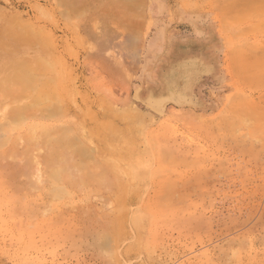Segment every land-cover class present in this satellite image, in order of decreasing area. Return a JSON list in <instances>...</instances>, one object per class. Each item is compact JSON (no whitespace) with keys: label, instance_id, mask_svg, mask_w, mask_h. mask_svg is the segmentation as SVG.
<instances>
[{"label":"rangeland","instance_id":"obj_1","mask_svg":"<svg viewBox=\"0 0 264 264\" xmlns=\"http://www.w3.org/2000/svg\"><path fill=\"white\" fill-rule=\"evenodd\" d=\"M104 3L65 19L55 0H0V19L43 29L54 48L0 47V264H264V79L252 68L264 62V33H253L264 30V10L247 9V22L240 15L232 26L230 0H144L133 49L117 23L103 22ZM91 18L107 25L95 20L87 34ZM230 51L240 57L235 75ZM241 51L252 67L241 66ZM39 56L52 62L41 75L51 83L29 91L52 96L12 123L34 95L11 98L2 85L19 82L20 66ZM241 68L255 73L253 84ZM164 90L171 96L161 98ZM43 122L49 137L32 130ZM61 129L69 139L52 136Z\"/></svg>","mask_w":264,"mask_h":264},{"label":"bare ground","instance_id":"obj_2","mask_svg":"<svg viewBox=\"0 0 264 264\" xmlns=\"http://www.w3.org/2000/svg\"><path fill=\"white\" fill-rule=\"evenodd\" d=\"M55 1H57V5L59 6V7H62V8H65L66 10L65 11H67V12H65L64 13V16L63 15H61V16H63L62 18H64L67 14H73V15H75V16H84V12L87 14V13H89L90 11H92V10H94V9H96L97 7H98V10H99V8H101L102 6V1L103 0H55ZM106 3H104V4H108V6L107 5H105L106 7H107V10H108V12H106V14H105V8L106 7H104V9H103V11H101V12H104V16L101 14V16H103V20H99V21H103V22H109V24H110V21H111V24L113 23V24H115V23H117L116 24V26L117 25H119V27H120V32L122 33V31H123V33H128L127 35H129V37H128V40H126V42H125V47H131V48H133V49H137V48H139V46L141 45V42H142V38H143V34H141L142 32H141V25H142V21H144V20H142L141 21V19H145L144 17H143V15H142V12H141V8H145V7H143V4H144V0H104ZM228 1V0H227ZM101 2V3H100ZM100 3V4H99ZM145 3H146V1H145ZM230 8H229V10H231V15L233 14V16H232V18L231 19H229V20H227L226 19V22H228V21H230V22H228V24L229 23H231L230 25H232L233 26V23H234V21H236V20H238L237 18H239V16L241 15V17H242V19H243V21H240V20H242L241 18H240V20H239V22L241 23V22H244V20H246V22H247V19L245 18V16H243V13H245L244 15H246V10L247 9H253V8H261L260 10L261 11H263L264 9V0H230ZM146 4H144V6H145ZM100 6V7H99ZM41 8V7H40ZM4 10V9H3ZM41 10V9H40ZM248 10V13L247 14H249L250 13V11ZM259 10V9H258ZM61 11V10H60ZM95 11V10H94ZM0 12H1V10H0ZM40 12H42V10L41 11H39V13ZM59 12V11H58ZM62 12V11H61ZM61 12H59V14H61ZM141 14H140V13ZM228 12V11H227ZM45 13H47V12H45ZM96 13V12H95ZM137 13V14H136ZM138 13L140 14L139 16H138ZM264 13V12H263ZM44 14V12L43 13H41V15H43ZM52 14V13H51ZM83 14V15H82ZM143 14H145L144 12H143ZM237 14V15H236ZM259 14H260V11H259ZM88 15V14H87ZM95 15V14H94ZM98 15H99V13H98ZM250 16H251V14H249ZM249 15H248V17H249ZM2 15H0V17H1ZM67 16H69V15H67ZM67 16L65 17V19L67 18ZM80 16V17H81ZM262 16V15H261ZM3 18H4V16H2ZM42 17V16H41ZM45 18H46V16H44ZM49 17V16H48ZM99 17H100V15H99ZM135 17H138V19L137 18H135ZM143 17V18H142ZM253 15H252V17H249L248 19H253ZM40 18V17H39ZM45 18H44V20H45ZM245 18V19H244ZM50 19V18H49ZM70 19V18H69ZM100 19H101V17H100ZM134 19V20H133ZM251 19V20H252ZM96 19L95 18H91L89 21H87V24H84L83 26H82V29H84L85 30V32L87 33V34H89L90 33V31L93 29V27H94V24L96 23V21H95ZM254 20L256 21V19L254 18ZM23 21V20H22ZM95 21V22H94ZM260 21V20H259ZM91 22V23H90ZM102 22V24L100 23V22H98L97 21V24H99L100 26H103V24H106V23H103ZM115 22V23H114ZM258 22V21H257ZM261 22V21H260ZM259 22V23H260ZM21 23V20H19V17H14L13 16V18H11V17H9V19H0V47L1 48H4V51H5V48H7V49H10V50H15V49H18L19 48V46L20 45H23V44H25V46H31L33 43L35 44H33L34 46H36V47H38V48H36V49H42V48H44V49H50V48H53V45H52V43L50 42V40L48 39V37H45V36H47V35H43V33H42V31H43V29H40V33H37V34H35L34 32L31 34V32H29L30 30H28L27 28L25 29V30H23L22 28H23V26L25 25V27L27 26L26 24L28 23H26V24H24V23H22V24H20ZM90 23V24H89ZM92 23H94V24H92ZM24 24V25H23ZM89 24V25H88ZM108 24V25H109ZM224 24V23H223ZM253 24V23H252ZM261 24V23H260ZM23 25V26H22ZM92 25H93V27H92ZM107 25V24H106ZM143 25H145V24H143ZM235 25V24H234ZM250 25V24H249ZM256 25V24H255ZM30 26H31V28H30ZM226 26V25H225ZM236 26V25H235ZM259 27H261V25H258ZM258 26H257V28H258ZM21 27V28H20ZM89 27H92V29L89 31ZM107 27V26H106ZM106 27H101V30H103L104 28V30H106V29H109L108 27L106 28ZM122 27H123V30H122ZM145 27V26H144ZM254 25L253 26H251V28H249L248 30H254ZM29 29H32V25L30 24L29 25V27H28ZM34 28V27H33ZM103 28V29H102ZM248 28V27H247ZM256 28V27H255ZM262 28V27H261ZM35 29V28H34ZM45 29V28H44ZM126 29H127V32H124V30L126 31ZM227 29H228V26H227ZM263 29V28H262ZM33 30V29H32ZM103 30V31H104ZM247 29H246V31H248ZM28 31V32H27ZM35 31V30H34ZM39 31V30H38ZM45 31V30H44ZM102 31V32H103ZM243 31H245L244 29H243ZM245 31V32H246ZM258 31H261L262 33H264V30L262 31V30H260V29H255V31L253 32V33H255V32H257V33H259V34H261V32H258ZM27 32V33H26ZM36 32V31H35ZM46 32V31H45ZM101 32V33H102ZM100 33V34H101ZM105 33H107L106 31H105ZM248 33L249 34H247V32H246V34L244 33L243 35H250V33L251 32H249L248 31ZM43 35L44 37H45V39H43V38H41L40 36L41 35ZM107 35H109V32L106 34V35H103L102 34V36L104 37H106ZM40 37V38H39ZM104 37V38H105ZM243 37H245V36H243ZM107 38H108V36H107ZM106 39V38H105ZM14 42L13 44L11 43V42ZM41 41L45 44V47H43L42 45H41ZM128 41V42H127ZM31 43V44H30ZM128 43V44H127ZM213 43V42H212ZM26 44H28V45H26ZM30 44V45H29ZM115 44V43H114ZM262 44V43H261ZM31 46L30 48L31 49H33L32 47H34V46ZM57 45V44H56ZM124 44H122V47H124L123 46ZM180 45V44H179ZM209 45V44H208ZM211 45H214V44H211ZM255 45H257V44H255ZM7 46V47H6ZM11 47V48H9V47ZM120 46V45H119ZM247 46V45H246ZM18 47V48H17ZM54 47H55V45H54ZM118 47V46H117ZM121 47V46H120ZM248 48H249V46H247ZM252 47V46H251ZM257 47H262L261 45L260 46H254V49H257ZM264 47V46H263ZM15 48V49H14ZM22 48V47H21ZM35 48V47H34ZM126 48V49H127ZM208 48V47H207ZM206 48V49H207ZM217 48V47H216ZM54 49V48H53ZM209 49V48H208ZM237 49V48H236ZM253 49V50H254ZM259 49H262V48H258V50ZM10 50H6V51H10ZM12 50V51H13ZM3 51V50H2ZM28 51V50H27ZM30 51H33V50H30ZM127 51L128 52H130V53H133V50H130V49H127ZM132 51V52H131ZM260 51V53L262 52V50H259ZM234 52H236V51H234ZM234 52H232V51H230V53H229V56H228V59H227V61H228V65L231 67V71H233V73L234 72H236L237 70H235V67L237 68V69H239L240 68V65H238V63L236 64L235 62H237L236 60H235V62L233 61V57L234 56H236V59H237V57H238V54H236L235 55V53ZM241 52H243V53H241V54H243L245 57H243V55H241L239 52V54H240V56H241V59L240 60H242V59H246V61L244 62V60H242V61H240V64H241V66L243 65V68L244 67H246V69H247V66H251V65H249V63L251 64V63H253V61L252 62H247V60H249L251 57H249V56H247V52H245V54H244V51H241ZM264 52V51H263ZM29 53V52H28ZM150 53V52H149ZM259 53V54H260ZM49 54V53H48ZM60 54V53H59ZM262 54V53H261ZM130 55H133V54H130ZM264 55V54H263ZM255 57H256V55H254ZM40 57V59H38V57H37V60L35 59V61L34 60H32V62H31V64H29V62L31 61V59H27L26 61L27 62H25V63H23L22 62V60L23 61H25V58H22V60L20 59L19 60V62L22 64L20 67H21V69H18L17 71H18V81L19 82H17L16 80H12L13 81V83H12V85H11V87L10 88H7V87H5L4 85H2V88H3V90H5V92L7 91V89H8V93L10 92V94H9V96H11V98H13V95H14V93H15V95H17V97L18 96H22L23 94H19V93H21L22 91L24 92V90L25 89H27L28 91L29 90H31V88L30 87H34V86H36V85H44L43 84V82H50L51 83V80H50V78H43V77H41V75H43V73L44 74H48V73H50V68L52 67V62L50 61L49 62V65H48V61H45V60H43V58H41V56H39ZM240 57H238V59H239ZM260 58V57H259ZM262 58H264V56L262 57ZM18 60V59H17ZM255 60L257 61V62H255ZM254 60V64H256L254 67H252L253 68V70H255L254 72L256 73V76L254 75L255 73L253 72V71H251V68H249V70L251 71V74H250V72H249V74L247 75V73L245 72V71H247L246 69H243V68H241V71L243 72V74H245V76H249V82H253V76H255L254 77V80H255V78L257 77V78H260L261 80H255L256 82L257 81H263L262 79H264V62L262 61V60H260V61H262V62H260L259 60H258V58L257 59H255ZM34 61V62H33ZM251 61V60H250ZM17 62V61H16ZM36 62V63H35ZM37 62H38V64H37ZM176 62V61H175ZM246 62H247V64L248 65H245L246 64ZM10 63V62H9ZM32 63H35V65H34V67H32L33 65H32ZM47 63V64H46ZM50 63H51V65H50ZM153 63V62H152ZM171 63V62H170ZM234 63L236 64V65H234ZM10 64H12V63H10ZM16 64H18V62L16 63ZM2 65H3V63H2ZM29 65H31V67H32V69H31V67H29ZM184 65V64H183ZM237 65H238V67H237ZM38 66V67H37ZM191 66V65H190ZM235 66V67H234ZM180 67H182V66H180ZM179 67V68H180ZM189 67V66H188ZM205 67V66H204ZM185 69V68H184ZM206 70V69H205ZM240 70V69H239ZM238 70V71H239ZM243 70H245V71H243ZM40 71H42V72H40ZM204 70L202 69V70H200L199 72H196V75L195 76H193L192 78H190L189 77V79H188V82H189V80H190V82L194 85V83L195 82H197L198 80H200V74L203 72ZM254 74H253V73ZM241 73V72H240ZM193 74V73H192ZM237 74V73H236ZM184 75H185V73H184ZM191 75V74H190ZM202 75V74H201ZM234 75H235V73H234ZM239 75V74H238ZM250 75H252L251 76V78H250ZM262 75V76H261ZM10 76V75H9ZM179 76V75H178ZM205 76V75H204ZM260 76V77H259ZM186 77V76H185ZM263 77V78H262ZM245 78V77H244ZM145 79V78H144ZM252 79V80H251ZM43 80V81H42ZM46 80V81H45ZM203 80V79H202ZM243 80V79H242ZM248 80V77H247V79L246 80H244V81H247ZM174 81V80H173ZM177 81V80H176ZM38 82V83H37ZM188 82H187V84H188ZM256 82H254V83H256ZM47 84V83H46ZM192 84L190 85V86H192ZM253 84V83H252ZM258 84H259V82H258ZM168 85V84H167ZM170 85V84H169ZM172 85V84H171ZM170 85V86H171ZM184 86V85H183ZM12 88H13V90H12ZM162 88V87H161ZM22 89V90H21ZM24 89V90H23ZM163 89V88H162ZM172 89V88H171ZM170 89V90H171ZM187 89V88H186ZM13 92V94L11 93V91ZM27 90H25V92H27ZM38 90V89H37ZM19 91H21V92H19ZM32 91V90H31ZM31 91H29L30 92V95H32L31 94ZM143 91V90H142ZM174 91V90H173ZM24 92V93H25ZM29 92H27V93H29ZM37 92V91H36ZM147 92V91H146ZM17 93V94H16ZM46 94H47V97H51L52 96V93H51V89H49L48 91L46 90V92H45ZM45 93L41 90V91H38V93H35V95L33 96L34 98H33V100H32V103H30V104H26V102H25V104L26 105H24V102H23V109H21V107L20 106H16V109L13 111V114H12V123H17V122H19V121H22L23 119H24V115L25 114H27V113H30L31 111H33L34 109H36V110H38V108L42 105V97H46V95H45ZM188 93H190V92H188ZM160 94V93H159ZM181 94V93H180ZM14 95V98H16V96ZM29 95V94H28ZM27 95V96H28ZM137 95H139V96H141V97H139V99H141V100H143V101H145V102H147V104H148V106L150 105H152V100H151V98H152V95L149 93V95L147 96V97H142V92H140V91H138L137 92ZM189 95V94H188ZM25 96H26V93H25ZM24 96V97H25ZM151 96V97H150ZM160 96H161V98L163 97H165V96H171V93H168L167 92V90H164V92L163 93H161L160 94ZM185 96V95H184ZM181 97V96H180ZM242 97V99H244L243 98V96H241ZM20 98V97H19ZM27 98V97H26ZM28 98H30V97H28ZM144 98V99H143ZM160 98V99H161ZM184 98V97H183ZM157 99V98H156ZM177 99H179V97H177ZM177 99H176V97H175V102L177 101ZM192 99H193V97H192ZM195 99V98H194ZM235 98H231V100L233 101ZM242 99H240V100H242ZM154 100V99H153ZM173 100V99H172ZM185 100V101H184ZM183 101L186 103V100L187 99H184ZM191 99H189L188 101H190ZM246 100V98L244 99V101L242 100V102H244V103H242L241 101H238V99H237V101L240 103L241 102V104H243V106H244V104L245 103H247V100ZM258 100V99H257ZM162 101V100H161ZM180 101V100H179ZM178 101V102H179ZM187 101V102H188ZM261 101H262V99H261ZM263 101H264V98H263ZM30 102V101H29ZM164 102H166V101H164ZM234 102V101H233ZM233 102L231 103L233 106L234 105H236V104H233ZM249 102V101H248ZM260 102V100L257 102V104L255 105V109H258L259 108V110L261 111V109L263 108V111H264V106L263 107H259L258 106V104H261V103H259ZM180 103H182L181 101H180ZM239 103H238V105H236V106H239ZM256 102L254 101V104H255ZM159 105H160V102L158 103ZM175 104H177V103H175ZM247 104H250V103H247ZM253 104V105H254ZM154 105H156V104H154ZM154 105H152V106H154ZM194 105V104H193ZM193 105H192V107H193ZM246 105V104H245ZM253 105H249L250 107H252ZM261 105H264V104H261ZM158 106V105H157ZM163 106V105H162ZM258 106V108H256ZM20 107V108H19ZM254 107V106H253ZM156 108V107H155ZM261 108V109H260ZM251 109V108H250ZM253 109V108H252ZM254 109V110H255ZM257 113H258V111L257 110H255ZM191 112V111H190ZM260 113H262V111L260 112ZM259 113V114H260ZM188 114H189V112H188ZM264 113H262V115H263ZM258 116V115H257ZM264 116V115H263ZM2 117V116H1ZM260 118V117H259ZM263 118V117H262ZM225 119V118H224ZM260 120V119H259ZM258 120V121H259ZM17 121V122H16ZM223 122H225V120L223 121ZM44 123V122H43ZM40 124V125H36V127L35 126H33L32 127V130L36 133L37 131H36V129L38 128V131L39 130H42V132H43V134L46 136V137H49L47 134H49V132H48V128H46V123H44V124ZM5 125V124H4ZM4 125H2V126H4ZM9 125V127H10V124H8ZM259 127V126H258ZM261 125H260V128L259 129H261ZM11 128V127H10ZM64 132V134H65V136H66V138L65 139H69L70 138V135H69V133L68 132H66V130L65 129H61V130H59V131H56V132H54V133H51L52 134V136L53 135H57V134H60V133H63ZM254 134V133H253ZM259 134H260V132H259ZM256 135V134H255ZM257 136V135H256ZM251 138L253 137V136H250ZM259 136H257V138H258ZM78 139H79V137H77ZM256 138V137H255ZM254 138V139H255ZM28 140L29 141H33V143H32V145L34 144V145H36V143H37V141L36 140H39L36 136H29L28 135ZM34 141H36V143H34ZM40 141V140H39ZM257 141V140H256ZM261 141H262V139H261ZM260 141V142H261ZM248 142H249V140H248ZM253 142V141H252ZM251 142V145L253 144ZM19 144H21V143H19ZM40 144L41 143H39V145H38V143H37V145H38V147H40ZM256 144V143H255ZM33 145V146H34ZM255 146V145H254ZM259 146V145H258ZM23 147V146H22ZM25 147V146H24ZM27 147V146H26ZM256 147V146H255ZM264 146H262L261 148H263ZM37 148V147H36ZM53 148V147H52ZM57 147H55V148H53V151H54V153L55 152H57L56 153V155L58 156V154L60 155V158H63V156H61V152H64V150H61V152L59 153V148H57V149H59V150H57L56 149ZM248 148V147H247ZM253 148V147H252ZM27 149V148H26ZM256 149V148H255ZM254 149V150H255ZM249 150V149H248ZM253 150V149H252ZM24 152V151H23ZM21 153V152H20ZM66 153H68V152H66L65 151V153L64 154H66ZM69 153H71L72 154V152H70L69 151ZM63 154V155H64ZM56 156V157H57ZM67 156V155H66ZM66 156H64V157H66ZM69 156H70V159H71V155L70 154H68V156H67V158H69ZM59 157V156H58ZM57 157V158H58ZM69 162H70V164L72 165V169L74 168H76V166L74 165L75 163H73V161H72V159L71 160H69ZM73 163V164H72ZM77 170H79L78 168H76ZM78 172H80V171H78ZM45 205H43V208H45L44 207ZM44 213H42L41 212V214H40V216L41 215H43ZM45 217V216H44Z\"/></svg>","mask_w":264,"mask_h":264},{"label":"crops","instance_id":"obj_3","mask_svg":"<svg viewBox=\"0 0 264 264\" xmlns=\"http://www.w3.org/2000/svg\"><path fill=\"white\" fill-rule=\"evenodd\" d=\"M185 26H186V23H185ZM210 26H211V25H210ZM187 27H188L189 30H187V31H185V32H187V35H188L189 38L192 37V38L194 39V33H192V30H191L190 26L187 25ZM206 27H207V28H206ZM205 29H208V26H207V25H205ZM185 35H186V34H185ZM174 40H175V38H174ZM191 47H192L193 49L196 48V47H194V46H191ZM194 54H196V56H199V54L196 53V52H195Z\"/></svg>","mask_w":264,"mask_h":264}]
</instances>
